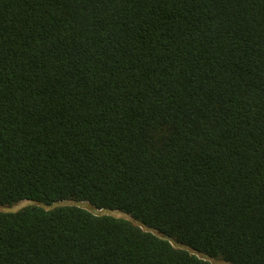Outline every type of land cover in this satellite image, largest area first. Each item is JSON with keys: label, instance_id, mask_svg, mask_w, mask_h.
<instances>
[{"label": "trees", "instance_id": "trees-1", "mask_svg": "<svg viewBox=\"0 0 264 264\" xmlns=\"http://www.w3.org/2000/svg\"><path fill=\"white\" fill-rule=\"evenodd\" d=\"M22 201L0 264H264V0H0Z\"/></svg>", "mask_w": 264, "mask_h": 264}, {"label": "rangeland", "instance_id": "rangeland-1", "mask_svg": "<svg viewBox=\"0 0 264 264\" xmlns=\"http://www.w3.org/2000/svg\"><path fill=\"white\" fill-rule=\"evenodd\" d=\"M31 204V202H27V201H22L18 204H16L15 206L11 207V208H0V212H4V211H12L15 212L16 210L22 208L23 206H27ZM66 204H74L73 202H66ZM80 205L85 208L88 209L89 211L98 214V215H110V216H115V217H119V218H126V219H130L132 220L128 215L119 212V211H108V210H97L94 209L91 205L87 204V203H80ZM144 228V227H143ZM145 230H147L146 228H144ZM173 246H175L176 248L180 247L178 246L175 242L172 241ZM213 264H225L221 261H217V260H212Z\"/></svg>", "mask_w": 264, "mask_h": 264}, {"label": "water", "instance_id": "water-1", "mask_svg": "<svg viewBox=\"0 0 264 264\" xmlns=\"http://www.w3.org/2000/svg\"><path fill=\"white\" fill-rule=\"evenodd\" d=\"M162 237H164V235H162Z\"/></svg>", "mask_w": 264, "mask_h": 264}]
</instances>
